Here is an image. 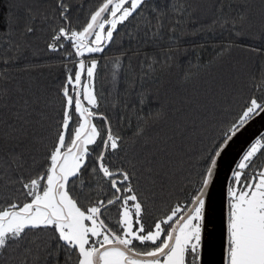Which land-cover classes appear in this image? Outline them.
Wrapping results in <instances>:
<instances>
[{
	"label": "trees",
	"instance_id": "trees-1",
	"mask_svg": "<svg viewBox=\"0 0 264 264\" xmlns=\"http://www.w3.org/2000/svg\"><path fill=\"white\" fill-rule=\"evenodd\" d=\"M65 3L67 21L57 0H0V205L5 207L31 199L22 182L48 167L63 120L66 78L78 70L81 58L69 55L71 43L54 36L61 27L81 30L102 0ZM53 43L58 51L49 48ZM83 59L86 66L98 61L94 111L107 117L93 122L102 135L110 126L120 138L105 162L113 171L130 173L143 206L141 219L150 228L191 199L206 149L250 98L264 99V0H145L103 52ZM77 124L73 112L70 129ZM96 155L98 150L72 187L82 207L113 198L108 181L91 171ZM257 169H264V156L247 172ZM101 218L119 219V205L102 210ZM44 244L55 247L50 231H30L19 246L0 253V264H57L40 247ZM57 259L76 264L77 255L61 251Z\"/></svg>",
	"mask_w": 264,
	"mask_h": 264
},
{
	"label": "snow or ice",
	"instance_id": "snow-or-ice-1",
	"mask_svg": "<svg viewBox=\"0 0 264 264\" xmlns=\"http://www.w3.org/2000/svg\"><path fill=\"white\" fill-rule=\"evenodd\" d=\"M57 3L61 17L67 21L68 4L65 0ZM144 4L145 0H102L81 30L58 29L54 40L67 39L74 50L69 55L81 59L74 76L69 73L66 78L63 120L55 146L47 157L48 167L43 174L22 182L25 195L31 199L12 202L6 207L0 205V253H6L13 245L19 246L30 231L47 230L52 233L55 247L48 244L40 247L57 264L61 251L74 252L76 264H202L205 219L211 211V190L219 162L246 126L264 114V99L250 98L206 149L201 158L198 187L191 199L177 203L168 215L146 229L141 219L143 206L130 173L124 169L113 171L105 162L106 153L118 149L120 138L113 135L110 126L102 135L93 122L97 117L107 121V117L94 111L99 107L93 86L98 61L93 59L86 66L83 59L86 54L103 52L118 26ZM26 31L30 33L33 29L28 26ZM49 48L59 50L55 43ZM82 76L86 83L82 84ZM73 112L78 124L70 129ZM97 150L96 167L91 171H98L108 181L113 198L82 207L72 187L88 171L89 157ZM258 155L264 156V134L243 154L227 188L226 264H264V169L247 172L254 167ZM116 204H119L118 225L122 229L119 235L101 218L102 210ZM134 242L151 243L154 247L138 251ZM25 251L30 252L31 248Z\"/></svg>",
	"mask_w": 264,
	"mask_h": 264
},
{
	"label": "water",
	"instance_id": "water-1",
	"mask_svg": "<svg viewBox=\"0 0 264 264\" xmlns=\"http://www.w3.org/2000/svg\"><path fill=\"white\" fill-rule=\"evenodd\" d=\"M262 134H264V114L246 126V130L235 138L231 148L219 162L215 186L211 190V211L205 219L202 264H226L227 188L231 186L232 172L243 154Z\"/></svg>",
	"mask_w": 264,
	"mask_h": 264
},
{
	"label": "flooded vegetation",
	"instance_id": "flooded-vegetation-1",
	"mask_svg": "<svg viewBox=\"0 0 264 264\" xmlns=\"http://www.w3.org/2000/svg\"><path fill=\"white\" fill-rule=\"evenodd\" d=\"M119 205V204H118ZM118 221L117 220H110V222H105L113 231H115L118 235L121 234L122 229L119 227L118 225ZM142 222L145 224V220L142 219ZM146 229L147 226L145 225ZM136 244V248L138 251H147L150 250L152 247H154V245H152L151 243L145 244V245H141L138 242H134Z\"/></svg>",
	"mask_w": 264,
	"mask_h": 264
},
{
	"label": "rangeland",
	"instance_id": "rangeland-1",
	"mask_svg": "<svg viewBox=\"0 0 264 264\" xmlns=\"http://www.w3.org/2000/svg\"><path fill=\"white\" fill-rule=\"evenodd\" d=\"M107 30V29H106ZM90 62V61H89ZM89 62L87 63V66H88V64H89ZM94 76H95V72H94ZM87 81H86V78H85V80H84V82L83 83H86ZM93 86H94V78H93ZM94 93H95V91H94Z\"/></svg>",
	"mask_w": 264,
	"mask_h": 264
}]
</instances>
